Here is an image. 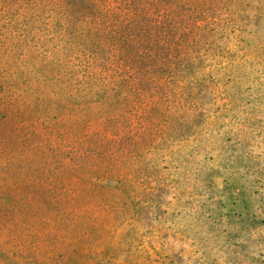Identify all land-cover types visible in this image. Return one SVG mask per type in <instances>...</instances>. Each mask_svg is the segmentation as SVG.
I'll list each match as a JSON object with an SVG mask.
<instances>
[{
    "label": "rangeland",
    "instance_id": "obj_1",
    "mask_svg": "<svg viewBox=\"0 0 264 264\" xmlns=\"http://www.w3.org/2000/svg\"><path fill=\"white\" fill-rule=\"evenodd\" d=\"M174 1L95 58L0 0V264H264V0Z\"/></svg>",
    "mask_w": 264,
    "mask_h": 264
},
{
    "label": "trees",
    "instance_id": "obj_2",
    "mask_svg": "<svg viewBox=\"0 0 264 264\" xmlns=\"http://www.w3.org/2000/svg\"><path fill=\"white\" fill-rule=\"evenodd\" d=\"M36 7L50 6L67 16L79 29V46L95 58L109 57L114 49L124 53L136 30L153 13L168 8L166 0H17ZM176 0L173 5H175ZM177 5H182L178 0ZM169 4V7L173 6ZM152 13V14H149ZM157 16V17H158Z\"/></svg>",
    "mask_w": 264,
    "mask_h": 264
}]
</instances>
